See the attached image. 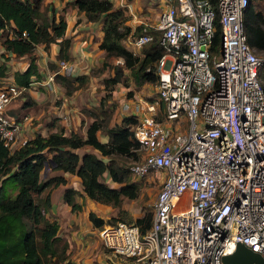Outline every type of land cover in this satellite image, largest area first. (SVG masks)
<instances>
[{"label":"built area","instance_id":"built-area-1","mask_svg":"<svg viewBox=\"0 0 264 264\" xmlns=\"http://www.w3.org/2000/svg\"><path fill=\"white\" fill-rule=\"evenodd\" d=\"M119 4L131 32L139 26L129 41L139 47L156 35L163 50L153 94L122 103L123 115L134 117L139 151L127 168L137 178L159 169L163 178L145 230L133 221L103 223L95 227L101 243L129 264H222L236 241L264 258V55L246 42L248 0H156L152 19L126 0ZM10 36L12 30L3 37ZM53 60L55 69L38 70L41 78L31 75L27 85L15 81L14 61L0 77V142L9 152L31 136V116L15 118L5 108L34 82L60 97L54 75L72 65Z\"/></svg>","mask_w":264,"mask_h":264},{"label":"trees","instance_id":"trees-1","mask_svg":"<svg viewBox=\"0 0 264 264\" xmlns=\"http://www.w3.org/2000/svg\"><path fill=\"white\" fill-rule=\"evenodd\" d=\"M258 1L248 0L242 18L246 42L254 51L264 48V13L260 9H255ZM69 4L87 20L101 18L102 35L97 46L105 55L121 60L112 63V76L106 79V82L112 84L119 81L124 67L128 69L135 85L155 82L157 61L163 52L156 35L142 44L140 54H137L121 42L131 32L130 26L125 23L123 8L113 6L111 0H70ZM51 14L49 17L46 3L43 4L42 0H0V28L7 25L12 30V36L3 37L0 44L15 56L24 54L27 56L24 69L15 70L13 73L15 81L19 84L27 85L31 75L39 73L32 52L35 43L42 42L46 47L50 42H55L58 44L56 57L65 59L69 57L70 38L63 36L65 20L61 15L55 20L53 10ZM36 18L39 21H36ZM138 30L139 26H135L131 33H137ZM218 37L216 27L211 45L214 50ZM3 68L4 64L0 62V75ZM55 77L60 83L65 82V76L62 74L55 73ZM30 102V97L26 96L19 102L17 108L8 107L5 108V112L18 118L16 109L25 107ZM121 120V123L107 125L105 120L93 118L86 126L84 136L75 130L65 132L62 125L56 124L54 129L45 134L35 132L24 144L11 152L0 142V264H43V254L64 258L67 241L58 234L57 221L48 219L41 212H31L32 191L48 188L44 195L45 211L49 205V188L65 181L61 174L40 177L45 163L48 168L76 174L80 179L82 191L88 197L116 207L118 214L125 211L121 207L122 199L135 197L138 187L135 181L129 180V170L119 160L120 156L115 155L132 154L138 158L139 151L138 142L133 137L131 129L125 125L133 122L134 117L123 115ZM98 130L105 134V140L97 137ZM85 144L94 148L100 156L93 151L86 150L79 154L75 150ZM44 151H51V154L46 156ZM103 174L118 185H108L102 179ZM7 177H12L16 181L17 188L13 195H5L2 192V183ZM76 192L77 190L71 186L63 188L62 199L71 210L80 207L74 200L73 195ZM150 213L143 212L125 221L135 222L143 231L149 224ZM118 214L103 218L89 210L87 217L92 226L99 227L103 223L118 220L116 219L119 217ZM38 221L40 227L35 225ZM58 241L62 242L59 248Z\"/></svg>","mask_w":264,"mask_h":264},{"label":"rangeland","instance_id":"rangeland-1","mask_svg":"<svg viewBox=\"0 0 264 264\" xmlns=\"http://www.w3.org/2000/svg\"><path fill=\"white\" fill-rule=\"evenodd\" d=\"M69 1L70 0H42L43 4L46 3L49 17L52 16V10L54 12L55 20L59 15L63 17L66 23L63 36H69L70 38L68 60L71 62L70 66L72 65L71 70L67 74H62L65 76V82L63 84L57 81L54 75V79L57 82L55 89L60 97H54L49 93L48 89L39 85L35 86L34 82L30 88L32 89L31 91L27 90L26 92H23V94L17 99L9 101L6 106V108L18 107L21 100H23L26 96L30 97L31 102L27 106L16 109L19 114L18 118H21L24 114L31 116L27 131L28 136H32L35 132L45 134L50 129H54L56 124L62 125L65 132H68L69 130H75L78 132V130L82 129L84 121L89 122L93 118L103 121L105 120L107 125L121 123V118L123 117L122 103H128V97L137 94L136 96L149 98L148 94L153 93V88L150 84L142 83L140 85H135L130 78L128 69L125 67L123 68V73L119 81L112 84L105 81L112 76V63L116 62L117 59L120 58L105 55L104 51L97 46L98 42L95 45V42L100 40L102 35L101 18L96 20H87L83 14L76 10L74 6H70ZM133 1L136 2V6L141 5L142 9L139 11L136 8V11L140 16L147 19H152L159 9V7L155 4V0ZM111 2L113 6H119L125 9V6H121L116 0H111ZM145 5L148 7L144 8ZM255 9H260L264 13V0H259ZM125 17L127 19L130 16L126 13ZM35 20L39 21L37 18ZM130 28H132L131 25ZM4 29V31H0V39L11 31L7 25ZM125 39L129 40V38ZM123 42L125 43L126 41ZM127 46L131 47V44ZM56 47H58V44L55 42H50L46 47L42 42L35 43L32 52L34 55V62L36 63L39 71L43 72L45 69L52 70L56 68L55 61L53 60L54 58H57ZM86 50H89V52H86ZM134 51L135 53L140 54V46ZM255 51L259 55H264V48L255 49ZM9 54L10 53H6L0 49V62H3L4 64L3 72L0 77L6 72V68L12 61H14V66H17L21 61H25L27 59L25 54L14 56L15 58H12L13 56ZM7 62L8 64H6ZM20 66L21 65L17 66V70H19L18 67ZM258 75L261 83L264 85V65L258 68ZM34 76L37 79L41 78L40 73ZM38 89L42 92L40 93V98L35 99L34 94ZM34 90H36V92ZM57 115H60V117ZM61 116H65V118L68 119V122L63 123V117ZM51 122H53L52 125L50 124ZM125 125L131 129L129 123H125ZM96 134L99 136L100 131H96ZM76 150L78 153H81L84 148L78 147ZM44 153L46 156H49L51 151H44ZM115 156H120L119 160L126 166L132 160L137 159L132 154H116ZM103 158L106 160L105 156H103ZM45 173V175H50V170L47 166L45 168ZM147 175L152 181L149 182L145 179ZM101 176L108 185H118L116 182H111L105 174ZM40 177H42V173H40ZM162 178L163 172L159 169L150 171L141 178H137L129 173V180L136 182L138 193L133 198L124 197L122 199L121 207L124 208L125 211L118 214L116 208V213L119 215L116 219L130 220L135 216L141 215L143 212H150L151 201L158 187V184L155 182L161 181ZM16 188V181L12 177H7L2 183V192L5 195H13L16 192ZM47 189L48 188L45 187L40 191L31 192L33 196V206L31 209L32 213L41 212L45 215L46 209L44 211V208L46 201L44 200V195ZM107 217L108 216H104V218ZM35 225L37 227L41 226L39 221L35 223ZM91 227L93 228V226ZM87 231H89V233L93 236L90 239L92 242H90V240H85L84 246H89L87 247L88 249L84 257H86L89 253L93 255L94 252H96L95 250H101V255L105 256L104 253H106L109 249L101 243L95 227ZM60 242H57L58 248L62 243ZM70 246L74 249L75 243L70 242ZM66 248L63 254L64 258H56V256L53 257L49 256V254H43V264H129L124 259L114 257L84 258L85 261L82 263L81 258L68 257Z\"/></svg>","mask_w":264,"mask_h":264},{"label":"crops","instance_id":"crops-1","mask_svg":"<svg viewBox=\"0 0 264 264\" xmlns=\"http://www.w3.org/2000/svg\"><path fill=\"white\" fill-rule=\"evenodd\" d=\"M116 1L119 3L120 0H116ZM126 1L132 6V8L134 6H136L135 1H133V0H126ZM138 6L141 7V5H138ZM144 8H147V5H145ZM126 23H128L129 25L132 26L130 17H128L126 19ZM125 38H127V36ZM125 38H123L121 40L122 44L126 48L135 52L134 50L137 48V46L132 44L129 40H127ZM98 41L99 40H97L95 42V45ZM123 41H126V42L129 41V42L124 43ZM130 44H131V47H128L127 45H130ZM95 45H94V47H95ZM0 47L4 52H6V53L10 52V51L4 49L1 46V44H0ZM56 49H57V47H56ZM86 52H89V50H86ZM21 64H22V66L20 68H24L26 65V61H24V60L21 61L19 63V65H21ZM19 65H17V66H19ZM34 91L36 92V90H34ZM41 92L42 91H40V89H38L37 92L34 94V98L39 99ZM152 94L153 93L148 94V96H151ZM136 95L137 94H134L133 96L137 97ZM88 123L89 122H86V121L83 122L82 129L78 130V133L80 135L84 136L85 128L88 125ZM97 137L101 140L106 139V136L103 133L99 134V136L97 135ZM81 147L84 148L83 151H86V150L87 151H93L98 155V152L89 145L85 144ZM48 169L50 170V175L61 174L65 179L64 183L60 182L57 185L51 186L49 188V205L45 211V216L48 219H55L57 221V223H58L57 232L59 235L63 236L67 241L68 247L66 249L68 252V257H70V258H81L82 263H84V261H85L84 258H112V257L121 258L120 256L113 254L109 250L106 253H104L105 256L101 255V252H102L101 250L100 251L95 250L96 252H94L93 255H91V253H89L88 255H86V257H84L86 252H87V249H88L87 247L89 246V245L84 246L85 240H90L91 237L93 236L87 230H91L94 228V226H93V228L91 227L92 224L87 217V212L89 210H93L96 214H98L99 216L104 218V216L115 215L116 207H113L109 204L100 203V202L88 197L82 191L81 185H80V179L76 174L71 173V172L62 171L61 169H51V168H48ZM44 172H45V168H44ZM45 174L46 173H44L43 175H45ZM145 179L149 182L152 181L148 175H147V177H145ZM158 182L159 181H156L155 183L158 184ZM65 186H71V187L75 188L77 191H79V192H76L74 195V200L80 204V207L78 209L71 210L69 205L65 201H63L62 192H63V188ZM125 198H127V197H125ZM70 242L75 243L74 249L70 246ZM90 242H92V241L90 240Z\"/></svg>","mask_w":264,"mask_h":264},{"label":"water","instance_id":"water-1","mask_svg":"<svg viewBox=\"0 0 264 264\" xmlns=\"http://www.w3.org/2000/svg\"><path fill=\"white\" fill-rule=\"evenodd\" d=\"M46 163L42 169V175L45 173ZM222 264H264V258L255 250L240 241H236L234 248L221 255Z\"/></svg>","mask_w":264,"mask_h":264}]
</instances>
